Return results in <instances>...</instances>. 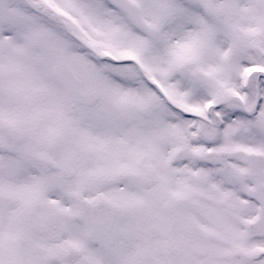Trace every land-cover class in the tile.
<instances>
[{
	"label": "snow or ice",
	"instance_id": "obj_1",
	"mask_svg": "<svg viewBox=\"0 0 264 264\" xmlns=\"http://www.w3.org/2000/svg\"><path fill=\"white\" fill-rule=\"evenodd\" d=\"M0 264H264V0H0Z\"/></svg>",
	"mask_w": 264,
	"mask_h": 264
}]
</instances>
